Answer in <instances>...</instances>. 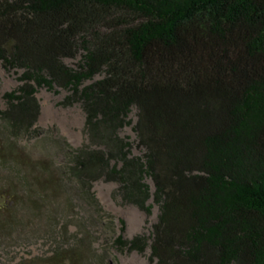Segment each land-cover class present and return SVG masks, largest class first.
<instances>
[{
	"label": "trees",
	"instance_id": "16d2710c",
	"mask_svg": "<svg viewBox=\"0 0 264 264\" xmlns=\"http://www.w3.org/2000/svg\"><path fill=\"white\" fill-rule=\"evenodd\" d=\"M0 61L21 71L0 110L11 138L36 131L40 88L66 91L86 115L87 142L61 140L77 195L104 212V179L147 219L159 206L151 235L126 238L120 219L117 250L264 264V0H0ZM134 108L135 143L121 136ZM10 143L0 160L22 173Z\"/></svg>",
	"mask_w": 264,
	"mask_h": 264
},
{
	"label": "rangeland",
	"instance_id": "374dc122",
	"mask_svg": "<svg viewBox=\"0 0 264 264\" xmlns=\"http://www.w3.org/2000/svg\"><path fill=\"white\" fill-rule=\"evenodd\" d=\"M20 73L0 61V110L6 107L4 94L19 86ZM66 95V91L40 88L37 129L18 140L10 137L0 118L1 150L5 152V145L12 142L26 154L22 173L13 171L10 156L0 160V264H151L150 248L145 253L121 252L111 238L114 232L121 233L120 219L126 224V238L151 235L159 214L153 199L147 219L137 206L123 202L116 182H94L93 191L104 212L96 205L89 207L77 195L79 185L66 171L70 151L65 141L74 148L87 142L86 115L80 104L62 105ZM129 119L131 124L121 130V136L135 143V108ZM134 153L140 150L135 147ZM106 213L115 217L114 225Z\"/></svg>",
	"mask_w": 264,
	"mask_h": 264
}]
</instances>
